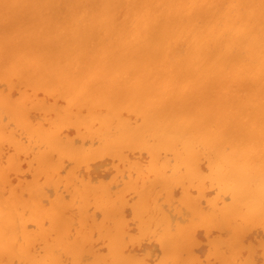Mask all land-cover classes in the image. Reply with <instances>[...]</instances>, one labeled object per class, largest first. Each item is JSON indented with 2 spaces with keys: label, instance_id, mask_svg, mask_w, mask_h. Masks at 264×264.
Here are the masks:
<instances>
[{
  "label": "bare ground",
  "instance_id": "bare-ground-1",
  "mask_svg": "<svg viewBox=\"0 0 264 264\" xmlns=\"http://www.w3.org/2000/svg\"><path fill=\"white\" fill-rule=\"evenodd\" d=\"M4 82L11 87L10 89L16 88L17 85L16 89H19L20 95L13 96L15 89L5 92L8 88ZM3 84L4 86L0 88V139L3 140L0 141L4 143V140H8L10 146L14 141L12 147L18 146V150L21 148L23 151L27 149L28 154V146L32 149L33 144L29 145L25 138L27 146L23 135L20 137L22 140L18 136L19 133L14 135L13 131H19L12 130L17 125L18 129H24L20 131H26L23 132L24 135L28 133V136L45 146L42 152L38 150L34 154L32 152L33 156L30 153L34 147L37 149L39 144L35 143L33 149L29 151L30 157L33 158L30 163L31 173L34 170L33 165L36 164V171L42 175L41 180H47L46 177L49 178L52 174L48 173L50 166L60 160L63 161L65 156L78 159L81 164L84 161L87 163L92 156L99 153L124 155L123 150L127 148L142 151L146 149L145 152L149 154H147L149 163L146 161L147 171H151L153 178L149 176L151 181L148 182V179H145L148 176L144 175H147V171L144 167L140 168L141 171H145L144 177H140L143 178V186L144 184L147 186L139 188L138 185L141 184H138L139 181L136 182L139 178L134 180L129 176L133 181L130 182L129 178L122 190L125 193V188L130 185V189L134 187L140 191L132 203V211L137 220L132 218L139 223V227L136 226L140 230L145 233L153 231L154 236H158L161 258L156 264H260L259 258L256 260L258 244H247L246 237L256 226H264V0H0V85ZM40 92H43L46 98L48 96L50 100L54 99V102H49L45 95L44 98L39 97ZM58 97L64 99V105L57 104ZM38 109L51 110L48 113L50 115L54 113L56 117L52 118V121L47 118L43 120L44 114H49L40 111L39 114L43 115L41 118L39 114H35ZM133 115H136V118L133 119ZM5 117L12 119L13 125L15 122L12 131L7 130L11 120H8L7 124L4 123ZM34 117L43 121L33 122V119H36ZM46 120L51 122V125L49 124L51 128L45 124L48 123L44 122ZM66 124L74 125L78 135L83 138H96L97 141L94 142L97 144L90 147L93 145L91 144L86 148L81 145L83 141L90 144L94 139L89 142L86 138L83 141L80 139L82 141L80 143L78 135L73 139L65 136L64 132L62 135L59 129ZM9 142L5 144L9 145ZM5 144L0 145L3 153L1 157L5 158L7 155L8 160L10 155L6 153L9 150L3 152ZM128 149L126 154L129 152ZM16 151L17 156L22 152L18 151V154ZM54 152L59 154L58 157L54 158L56 155ZM11 155H14L13 159L19 160L14 153ZM123 155L120 161L123 158V162H126ZM128 155H126L128 158H132ZM164 155L173 163L169 164ZM96 157H92V161L97 159ZM35 159V164H32ZM0 161L1 164L2 162L5 164L2 159ZM128 161L131 162L132 159ZM136 162L139 163L138 160ZM202 162L207 163V166L201 165ZM79 163L78 166L83 165ZM16 167L12 169L18 170ZM56 168L53 174L57 171V174L61 172L60 176H63L62 170L58 171L60 167ZM164 169H171L172 174L167 175ZM75 171L76 169L73 173ZM55 174L54 176L57 175ZM65 174L64 177L70 175L69 184L75 174L70 171L69 174ZM37 176L35 178L32 176L31 182L34 181L35 184L40 182L41 187L37 189L41 191L44 184L42 181L38 182ZM6 177L11 178L9 175ZM7 178L4 184L6 187L13 184L11 179ZM83 179L88 178L84 176ZM89 179L92 182V179ZM73 180L69 187L67 184L65 186L67 188L63 187L66 191L69 188L68 191L72 190L73 182L78 179ZM114 180L116 179L113 178L112 181ZM118 181L122 183V180ZM0 182L2 183L1 180ZM28 183L29 179L24 185L29 189ZM105 184L100 183L99 187L91 188L92 185L87 183L83 190H80V194L85 191L81 196L79 190L75 189L76 195L79 196L77 202L79 199L81 201L77 203L76 211L70 207L75 205L74 199L77 198L76 195L74 197L75 192L72 193L74 199L69 197L73 200L67 201L68 196L65 198V194L61 195L63 191L57 190L58 187L56 190L53 188L57 194L53 200L48 199L49 205H44L46 202H38L39 191L35 197L37 189L29 193L30 195L34 193L31 195L32 199L28 193L17 195L19 188L17 193L13 190L10 200L4 201L5 195L2 200L0 197V256L2 255L0 258L2 259L5 254L3 259L5 261L6 254L14 256L11 259L15 260L11 261L12 263L9 260L7 264L15 263L17 256L28 257L30 264H64L67 256H64L63 260L62 253V258L53 253L56 246H62L66 252L80 254L81 260L77 258L80 260L79 263L84 264L83 260H88L91 255H85L87 257L83 259L82 254L91 251L93 253L96 243L94 238L98 235L96 236V228L92 227L97 226L101 236L103 233L108 235L111 230L115 232L111 231L112 235L108 236L109 252H105V257H102L106 264H114L116 258L118 263L124 261L126 264H147L145 255L138 256L135 252L133 254L125 250L128 246L131 247L130 243L134 244L136 241L127 242L128 246L126 244L125 247L123 242L126 243L127 236L136 235L138 240L140 237L134 233L129 234L125 217L129 214V211L125 210L128 205L123 206L125 211H121L122 206L119 203L123 196L121 193L112 196L113 187L110 186L113 182L108 184L109 187ZM76 185L80 186V183L77 181ZM176 185L177 189L179 186L182 187V190L180 187V190L178 189L179 193L181 191L180 194L174 187ZM207 185L215 186L218 195L215 198L209 197L207 202L205 200L206 205L203 207L202 200L207 197L209 188L204 189ZM48 186L43 188L44 193L40 192L43 197H47L45 191L49 193L48 196L51 194L52 189L49 188L48 191ZM156 186L162 190L169 189L168 192L164 190L168 193L165 195L170 201L167 202V206L168 203L171 206V201L173 204L179 196V202H183L186 209H189L187 210L189 220L185 216L182 219L180 217L181 220L175 219L173 215L177 213V208V211L171 213L172 206L170 209L163 207L166 211L169 209L170 212L167 213L160 209V205H155V202L152 205L154 199L152 201L150 199L153 195L156 197L159 191L154 190ZM193 187L198 189L197 195H193L197 192ZM59 188L61 189L60 184ZM79 189H82V184ZM6 190L8 192L7 188ZM20 190L21 187L19 192ZM22 190L24 191L23 187ZM90 190L94 192L89 193ZM0 191L3 192L1 189ZM54 193L51 195H55ZM92 194L95 195L93 198ZM125 194L124 198L127 197ZM43 197L40 198L43 200ZM94 197L96 201L93 202ZM158 197L162 199L165 196L164 194L157 196V200ZM30 199L31 202L32 200L33 203L36 202L35 206ZM87 200L97 202L98 210L101 207L102 222H95L97 216H101L102 213L95 208L96 214L97 211L99 213L95 215L92 202L89 203L88 211L83 208ZM29 202L33 205L32 217L39 222L42 219L50 222L48 228H40V234L42 232L45 236L48 232L51 234L54 232L57 238L51 241L48 234L47 240L51 242L45 246L42 254L39 255L37 250V256L29 250L30 247L31 251L33 250L31 244L34 241L27 244L23 242V236L17 237L19 235L17 232L20 233L19 226L17 227L18 217L15 216L17 204L20 203L24 207ZM79 203L84 214L88 212L86 215L89 216L92 212L88 217L90 225L91 219L93 220L91 217L96 216L94 224L91 225L93 230L91 234L88 228L90 226L84 224L86 226L82 225L83 229L85 227L87 229L82 230L81 224L74 221L78 215L81 216L78 219L87 217L78 211L79 208L82 210ZM160 203L166 207L164 202ZM178 205L181 210L185 207L182 203L181 205L177 203L176 206ZM69 207L70 210H67ZM18 208L20 209V206ZM71 210V215L75 218L69 214ZM73 211H78L81 215ZM123 212L127 213L124 215ZM179 212L178 216L184 213L183 210L180 214ZM182 215L184 214L180 216ZM123 217L126 219L125 223ZM111 220L114 222L111 223ZM74 225L76 229L79 225L82 230L79 229L80 233L77 235H74L76 232ZM199 226H202L200 228L205 232L213 227L210 229L211 233L208 232V235L213 233L212 236L220 231L219 237L217 234L216 237L207 235L209 238L207 241L212 239V242H207L208 245H212V249L210 246L207 248L209 252L205 257L207 261L205 259L203 261L201 255L198 257L195 254L197 247L194 245L198 238L195 232ZM137 227L134 228L141 235ZM216 227L219 230H214ZM93 232H96L95 235ZM65 234L68 235L69 242L65 240ZM91 235L93 246L89 249L88 247L92 245ZM20 238L23 240L22 244L19 241V246L16 242ZM104 238L100 239L103 241ZM262 240L259 241L261 245L264 243ZM35 243L42 244L37 241ZM39 251H42V247ZM18 261L23 262V259Z\"/></svg>",
  "mask_w": 264,
  "mask_h": 264
},
{
  "label": "rangeland",
  "instance_id": "rangeland-1",
  "mask_svg": "<svg viewBox=\"0 0 264 264\" xmlns=\"http://www.w3.org/2000/svg\"><path fill=\"white\" fill-rule=\"evenodd\" d=\"M4 84H5V82H4ZM4 84L3 85H0V88L1 87H3L4 86ZM6 85V84H5ZM5 87H7L8 89L5 91V92H9V89L11 88V87H9L8 85H6ZM15 87L17 88V85H15ZM13 88V87H12ZM16 88H13V89H15V90H13V89H10V91H12L13 90V93L15 94H13V96H15V97H18V95H20L19 93V89L17 90ZM18 88H20L19 86H18ZM3 90V89H2ZM15 91V92H14ZM17 95V96H16ZM43 95H45V94H43V92H40L39 93V97H42V98H44V96ZM45 98H46V95H45ZM47 98L49 99V97L47 96ZM46 98V99H47ZM59 98V97H58ZM58 98H57V104H61V105H64V103H65V101H64V99L62 100L61 98H59L60 100H58ZM51 99V98H50ZM48 100L49 102L50 101H52V102H54V99H52V100ZM62 101V102H61ZM51 102V103H52ZM33 111H35V109H32ZM38 110H39V112H38ZM37 110V113H35L36 115L37 114H39V113H41L40 111H43V112H45V113H47V114H49L48 112H51V110H41V109H38ZM33 111H32V113H33ZM42 112V113H43ZM31 113V112H30ZM52 113H53V111H52ZM56 113V112H55ZM34 114V115H35ZM129 114V113H128ZM32 115V114H31ZM35 115V116H36ZM46 114H44V116L41 114H39V117L41 116V118H42V116L44 117V118H42L43 120H45V118H47L48 120H51L52 121V118H55L56 117V115L53 113V114H51V115H53L54 117H52L50 114L49 115H46ZM33 116V115H32ZM31 116V117H32ZM50 116V117H49ZM132 116V115H131ZM134 117H132L133 119L134 118H136V115H133ZM33 118V117H32ZM34 118H36V119H33V122L35 121H38V120H40L38 117H34ZM38 118V119H37ZM41 119V120H42ZM8 120H11L10 121V123L12 122L13 123V121H12V119H10V118H8V117H5V118H3V122L4 123H8L9 121ZM40 120V121H41ZM42 120V121H43ZM54 120V119H53ZM44 122H48L47 120L46 121H44ZM10 123H8V125H10L8 128H7V130H9V131H12V130H22V129H18V127H17V125L15 126V122H14V125L12 126ZM45 124H47L48 126H49V124L51 125V122L49 123H45ZM46 125V126H47ZM67 125H70V126H67ZM72 124H66V125H63V126H61L60 127V129H59V131H61V133L62 132H64L65 134V136H68V137H70V138H74V136H76L77 137V135H78V133H77V130H76V128H75V126L74 125H72V126H74V127H72L71 126ZM17 127L16 129H15V127ZM47 126V127H48ZM65 126H66V128H65ZM12 127H14L12 130H11V128ZM20 128V127H19ZM48 128H51L50 126L48 127ZM61 128H62V130H61ZM73 128H74V130H76V131H74L73 130ZM65 129H67V131L65 130ZM24 130V129H23ZM64 130V131H63ZM19 131H13V133H15L14 135H17V133H19V138L20 137H22V135H23V137L22 138H27V140H28V142H29V145H30V143H31V145H32V149H33V147H34V144L35 145H37V144H39V146H40V149H39V146H37L38 148L36 149L35 147H34V150L33 151H31L32 149H31V147L30 146H28L27 145V141H26V139L24 140V142L26 143V145L28 146V150L29 151H31V153L28 151V154H27V149H25L24 151H25V153H22V152H24L23 150H21V148L18 150V146H14V147H12L15 143H14V141L11 143V145L12 146H10V142L8 141V140H4V143L3 142H1L0 143V145H2V144H5L6 142H9L8 144L9 145H6V148H5V146H3L4 147V151L3 152H5L6 153V151L7 150H9L6 154H8V155H10L9 157V159L7 160V155H6V157L5 158H2L1 157V154H3L2 153V149L0 150V160L2 159V161H4L5 162V164L2 162V164H1V161H0V164L2 165H0V180L2 181V183L0 182V189L3 191V192H7V190H6V188L8 189V192L6 193V194H3V192H1L0 191V197H2L1 198V200L4 198V195H5V200L4 201H7V199H9L10 200V196H12L13 195V193H14V191L13 190H15V192L17 191V189L19 188L20 189V187H21V190H20V192H19V189H18V193H17V195H21L22 193L24 194H26V193H28V195H30L29 193L30 192H34L36 189H37V187H39L38 189H40V187H41V184H40V182L39 181H42V183L45 185V183H46V186H48L47 188V190L49 191V188H51L50 190V192H51V194H53L54 192V194L55 195H51L50 194V196H48L49 195V193L47 192L46 193V191H45V194H47V197H43V195L41 194L40 195V192L42 193L43 191V188L44 187H46V186H44L43 185V187H42V189H41V191L40 190H36L35 191V193L37 194H35L36 196L35 197H37L38 196V191H39V196L37 197L38 198V202L40 201H42V202H46V203H44V205L45 204H48L49 205V201H48V199L49 200H53V198H56V187H58V189L57 190H61V191H63L62 193H60L61 191H59V193L61 194V195H63L64 196V194H65V198H66V196H68V199H67V201H71V200H73L74 199V197H75V195H76V192H75V189H77L76 191H78L79 190V196H81V195H83L84 194V192L83 193H81L80 194V190H83V186L85 185V184H87V183H89V185H92L91 186V188L92 187H99L98 185H100V183H106L105 184V186L107 185L108 186V184H111L112 182H113V185H111L110 187L112 188L113 187V189H112V192L114 193V194H112V196H115L116 195V193H121V195L123 196L122 197V199H121V201L119 202V203H121V206H122V209H121V211H125V210H127V212L129 213V214H127L125 217H126V219H127V229H129V234H133L134 233V235L135 234H137L138 235V237H140V240H138V239H136V235L135 236H132V235H129V236H127V240H125L126 241V243L125 242H123L124 244V246L126 247V244H127V246H128V243L127 242H133V241H135V242H137V243H135L134 242V244L133 243H130V248H125V247H123V249L125 248V250L126 251H128V253H131V252H133V254H134V252H135V255H138L139 256V254L140 255H142V256H144L145 255V258H146V260H147V264H156L159 260H160V258H161V246H160V242L158 241L159 239H158V236L157 235H155L154 236V232L153 231H149V232H146L145 233V231L143 232L142 230H140L138 227H139V223L138 222H135L134 221V219L135 220H137L136 218H135V216H134V214H133V211H132V203L137 199V197H138V195H139V193H140V191L138 190V189H136V188H131L130 189V185H128L127 186V188H125V191L128 193L127 195L124 193V190H122L123 189V185H124V183H125V185L124 186H126V182L129 180V178H130V182H131V180L133 181V179L135 180L137 177L139 178V179H136L137 181L136 182H140V183H138V184H141V185H138V187L139 188H144L145 187V185L146 184H144V186H143V178L141 179L140 177H144V175H145V177H147L148 176V178H145L148 182H150L151 181V179L150 178H153V176H151L152 175V173H150L151 171H147L148 170V166L146 165L147 163H149V158H148V156H147V154H148V152H145L146 151V149H143V151L142 150H138V149H131V150H129L128 148V150H129V152L127 153V154H129V155H131L130 157H132V158H128L126 155V150L124 151L123 149V152H124V155H123V153L121 154H119V155H111L109 152H104V153H99V154H95L94 156H92L93 158L94 157H96V156H98V158L97 159H93V161H92V157L89 159V163L87 162L86 163V161H84V163H86V164H84L83 162H81V164H83V165H81L79 162H80V160H78V159H75V158H72V157H69V156H65V158H66V160L64 161V159H63V161L62 160H60V161H62L61 163L63 164H61L60 163V161L59 162H57V163H55L53 166H50V171L48 172L49 173V175H50V173H52L51 174V178L49 177L48 178V176L46 177V175H43L44 177H46L47 178V180H45V179H42L41 180V174H39V171L37 172L36 170H37V167H35V166H37L36 164H35V161H36V159L34 160V163L32 162V164H35V165H33V169L35 170H33V172L31 173V170H32V166H30L31 164V161H33V160H31V158L32 157H30V154H31V156H33L32 155V152H33V154H34V152L36 153V151L38 150V151H40V152H42V149H43V151L45 150V146H43V145H41L39 142H37V141H35V139H33L31 136H28L29 134L28 133H25L26 135H24V133L23 132H26V131H20V132H22L21 134H20V132ZM69 132V133H68ZM74 132H76V133H74ZM62 135H63V133H62ZM73 135V136H72ZM17 136V137H18ZM26 136V137H25ZM28 136V137H27ZM72 136V137H71ZM22 138H20L21 140H22ZM30 138H32V142H30ZM78 140H84L85 138H86V140L89 142V141H91V140H93L90 144L89 143H84V141H83V143L85 144H81V145H83V146H85L86 148L88 147L89 148V146L91 145V144H93V145H91L90 147H92V146H94V145H96L97 144V142H94V141H97V139L96 138H92V137H90V139H89V137H81V135H78ZM75 139H77V138H75ZM79 141L80 143L82 142V141ZM6 141V142H5ZM76 142H77V140H75ZM14 143V144H13ZM10 146V147H9ZM42 146V147H41ZM2 147V148H3ZM29 147H30V149H29ZM0 148H1V146H0ZM11 148L13 149V150H11ZM17 148V149H16ZM11 150V151H10ZM16 150H18L19 152L20 151H22L20 154L18 153V151H16ZM15 151L19 154V156H17V154L15 153ZM37 151V152H38ZM131 151V152H130ZM133 151V152H132ZM15 154L16 156H17V158L19 157V160H16V159H13V157H14V155H11V154ZM30 153V154H29ZM109 153V154H108ZM54 154H56V155H54L55 157L54 158H56V157H58V153L56 152H54ZM100 154H102L101 156H100ZM103 154H105V156L103 155ZM4 155V156H5ZM107 155V156H106ZM110 157H109V156ZM121 155H123L124 156V158L126 159V162H123V158H122V161H120V159H121ZM128 155V156H129ZM149 155V154H148ZM3 156V155H2ZM13 156V157H12ZM21 156V157H20ZM24 156V157H23ZM35 157H36V155H34ZM100 156V157H99ZM114 156V157H113ZM126 156V157H125ZM147 156V157H146ZM116 157V158H115ZM163 157H165V159L167 160V161H169L168 163L169 164H172L173 163V161H170V159L167 157V155H164ZM115 158V159H114ZM118 158V159H117ZM148 158V159H147ZM33 159V158H32ZM70 159H72L71 161H70ZM132 159V161L130 162V161H128V160H131ZM138 160L139 161V163H137L136 161H134V160ZM16 160V161H15ZM148 160V162L146 163V161ZM7 161V162H6ZM15 161V162H14ZM72 161H74V163L72 162ZM141 161V162H140ZM202 161H204V160H202ZM75 162H76V166H75ZM134 162H135V164H134ZM206 162V161H205ZM205 162H202V164L201 165H203L204 167H206L207 166V163H205ZM15 163V164H14ZM18 163V164H17ZM80 164L81 166H78L77 164ZM121 163V164H120ZM16 164L17 165H19V169L16 167ZM58 164L60 165V166H58ZM124 164V165H123ZM126 164V165H125ZM131 164H133V165H131ZM137 164H138V166H137ZM141 164V165H140ZM12 165H15V166H11ZM206 165V166H205ZM3 166H5L4 168H3ZM65 166H66V169H65ZM72 166H74V168H72ZM123 166H125V167H123ZM132 166V167H131ZM7 167V168H6ZM10 167V168H9ZM17 168L18 170H15L14 171V169H12V168ZM30 167H31V170H30ZM35 167V168H34ZM55 167V168H54ZM56 167H60V169L58 170V171H61L62 170V175L63 176H60L61 175V172H60V174L58 175L57 174V171H56V176H54V174H53V172H55L54 171V169L56 170L57 168ZM62 167V168H61ZM145 169H144V168ZM9 168V169H8ZM54 168V169H53ZM124 168H126V169H124ZM140 168H142V169H144L145 171H147L146 173H147V175L146 174H144V170L143 171H141V169ZM3 169H4V171H5V169H6V171H8L9 170V172H4L3 171ZM53 171H52V170ZM74 169H76V171H75V173H73L74 172ZM129 169V170H128ZM168 169V168H167ZM12 170V171H11ZM128 170V171H127ZM165 170V173H166V171H167V175H169V173H171L172 174V172L170 171V170H166V169H164ZM1 171H3V172H1ZM11 171V172H10ZM14 171V172H13ZM69 171H70V173H72V174H75L74 175V177H73V175L71 176V177H73V178H75V181L77 180L79 183H80V186H81V184H82V189H79V185H76V182L74 183L73 182V184H72V190H70V191H66V189L65 188H67V187H65V186H67L68 185V187L71 185L70 183H72V181H74L73 180V178H72V181H70V185L68 184V180H71V178H70V175L69 176H67L66 174H69ZM169 171V172H168ZM35 172H36V174H35ZM140 172H142V173H140ZM1 173H2V175H1ZM6 173V174H5ZM7 173H8V175L11 177V178H7L6 176H8L7 175ZM10 173H11V175H10ZM66 173V174H65ZM78 173V174H77ZM122 173L124 174V175H122ZM39 174V176L40 177H38L37 175ZM64 174L67 176H65L64 177ZM84 174H86V175H84ZM141 174V176H139ZM144 174V175H143ZM150 174V175H149ZM78 175V176H77ZM143 175V176H142ZM3 176V177H2ZM36 177L37 176V179H38V182L39 183H37V184H35L34 183V181L33 182H31V177ZM53 176V177H52ZM84 176H85V178H91L92 179V182H91V180L90 181H88V179L87 180H84L83 178H84ZM117 176V177H116ZM119 176V177H118ZM126 178H125V177ZM129 176H131V177H133V179H131V177H129ZM149 176H150V178H149ZM43 177V178H44ZM60 177H61V180H59L60 179ZM62 177H64L65 178V180H63L62 179ZM83 177V178H82ZM6 178L9 180V179H11V181H12V183L13 184H11V185H9L8 183H9V181H7V184H8V187H6V185L4 186V184H5V182H6ZM70 178V179H69ZM113 178H115L116 180H114V181H112V179ZM28 179H29V182L31 183V185H29L30 183H28L27 185H28V187H29V189L27 188V186L26 185H24V184H26V182H28ZM122 180V183H120L118 180ZM141 179V180H140ZM34 180V179H33ZM43 180L44 181H46V182H43ZM52 180V182H49V181H51ZM63 180V181H62ZM21 181H23V182H21ZM61 181V182H60ZM93 181H96V182H93ZM98 181V182H97ZM105 181V182H104ZM109 181V182H108ZM116 181H118V184H120L119 186H117V187H114V186H116V185H118L117 184V182ZM20 182V183H19ZM35 182H37V181H35ZM48 182H49V184H48ZM60 182V183H59ZM115 182H116V185H114L115 184ZM135 182V181H134ZM22 183V184H21ZM35 184V186H34V184ZM53 183H54V185H53ZM91 183V184H90ZM19 184H20V186H19ZM40 184V185H39ZM48 184V185H47ZM51 184V185H50ZM59 184H60V187H61V189L59 188ZM67 184V185H66ZM78 184V183H77ZM17 185H18V187H17ZM23 185V186H22ZM38 185V186H37ZM58 185V186H57ZM14 186H16L15 187V189H13V187ZM147 186V185H146ZM22 187L24 188V191L22 190ZM63 187H65V188H63ZM109 187V186H108ZM148 187H150V185L148 186ZM174 187H176V189H177V185L176 186H174ZM180 188H181V190H182V187L181 186H179ZM178 187V189L180 190V188ZM209 187V188H208ZM213 187H215V186H212V185H207V187H205L204 189H206V188H208L207 189V197H205L204 198V200H202V202H204L205 200H206V202H207V199L210 197H213V198H215V196L217 197V195H218V189H216V187H215V189L213 188ZM25 188H27V189H25ZM32 188H33V191H32ZM53 188H55V190H53ZM63 188V189H62ZM152 188V187H151ZM155 188V189H154ZM153 189L154 190H158L159 189V191H157V193H156V191H154V193H156V197H155V195H153L152 197H151V199H150V201H152L153 199V202H151L152 203V205L153 204H155V205H160L161 207H160V209H162L163 211H165V212H170L169 211V209L171 208V206H172V208L170 209L171 211H173V212H171V213H174L175 211H177L176 210V208L178 209V211H177V213H174V215H173V217H175V219H180V217H181V219H182V217L183 216H185V218H187V220H189V218H188V216H187V214H189V212L187 211V210H189L188 208L186 209V205L183 203V202H179V196H178V198L176 197V195H175V193H176V189L175 190H173V191H175V193H173L174 195H175V197L177 198V200L175 199L174 201H173V204H172V201H171V206L169 205V203H170V201H168V197H166V195L165 194H168V193H166V191L168 192V188H163V190L160 188V187H154ZM194 189L196 188V187H193ZM45 189V188H44ZM109 189V188H108ZM136 189V191H134ZM168 189V190H167ZM177 189V192L179 191ZM193 189V190H194ZM164 190H166V191H164ZM193 190H192V192H193ZM29 191V192H28ZM54 191V192H53ZM73 191L75 192L74 193V197H72L73 195H72V193H73ZM94 192L93 190H90L89 191V193L90 192ZM117 191H119V192H117ZM152 191V192H153ZM164 191V192H163ZM196 193H194L193 195H197L198 194V189L196 188V190H194ZM58 192V191H57ZM70 192V193H69ZM163 192V193H162ZM206 192V191H205ZM3 195H2V194ZM44 193V192H43ZM179 193V192H178ZM177 193V194H178ZM180 193H181V191H180ZM179 193V194H180ZM202 193H204V192H202ZM22 194V195H23ZM32 194H34V193H32ZM31 194V195H32ZM45 194H44V196H45ZM124 194H125V196H127L126 198H124ZM162 194H164V198L162 197V199H160L159 197V199L158 200H160V201H158L157 200V196H160V195H162ZM206 193H204V195H205ZM2 195V196H1ZM27 195V194H26ZM26 195H24V196H26ZM30 195V196H31ZM173 195V196H174ZM77 196V195H76ZM79 196H77V198L76 199H74V200H76V202H75V205L74 206H70L71 207V209H73L74 208V210L76 211L77 210V208L75 209V207H77V203L80 201V199L78 200V202H77V199L79 198ZM92 196V198H93V196H95L94 194H92L91 195ZM90 196V197H91ZM32 197L33 196H31L30 198L32 199ZM43 197V200L41 199V198ZM69 197H72L73 199H70ZM89 197V198H90ZM174 197V198H175ZM26 198V197H25ZM28 198V197H27ZM37 198H35V199H37ZM88 198V199H89ZM173 198V199H174ZM31 199H30V202H31ZM41 199V200H40ZM47 199V200H46ZM96 199V197H94V199H93V202H94V200ZM127 201H125V200ZM172 199V200H173ZM8 200V201H9ZM128 200H130L129 201V204H127L128 203ZM96 201V200H95ZM164 202L165 204H166V207H165V205L164 206H162L161 205V203L160 202ZM175 201H177V202H175ZM29 202V204L28 205H26V206H22V204H20V203H18L17 204V209L15 210L16 211V213L17 214H15V216H17L18 217V224H17V222H16V224H17V227H18V231H20V233H18L17 232V234H19V235H17V237L18 236H20V237H22L23 236V239H19V240H17V242H16V244L17 245H19V241H20V243L22 242V240H23V242L24 243H27V244H31L32 243V241H34L32 244H31V246H33L32 248H33V250L31 251V247L29 248V250H30V253H35V256H37L36 255V252H37V250H38V252L37 253H39V255L40 254H42L44 251H45V246L48 244V243H50L51 241H54V240H56L57 238H56V235H55V233L53 232V234H51V232H48L47 233V235L49 234V236H48V238H51V241L49 240H47L48 238H47V235H45L46 236V238H45V236L42 234V232H41V234H40V228L41 227H45V228H48L49 227V225H50V222H49V220H47L48 221V223H47V221L46 220H43L42 219V221L41 222H39L36 218H34V217H32L31 216V213H32V210H33V205L35 206V204H36V202H35V200H34V202L35 203H33V200H32V204ZM81 202V201H80ZM92 201H89V200H87V204L86 205H83V208H86L85 210H87V208H88V206H90L89 205V203H91ZM92 202V204L94 205V207H93V205H92V207L94 208V212H95V215L97 216V214H99L98 213V211L99 212H101L100 214H101V216L99 217V216H97V220H99V221H95V222H97V223H99V222H102V217H103V212L102 211H100L101 210V207L99 208L100 210H98V208H97V202H95V203H93ZM155 202V203H154ZM167 202H169L168 203V206H167ZM206 202H204V206L203 207H205V205H206ZM175 203V204H174ZM180 204L181 205V203L185 206V207H182V210H183V212L184 213H181V214H184V215H182V216H180L181 214H180V212H182V210H181V208H179L180 206L178 205V207L176 206V204ZM43 204V203H42ZM80 204V206L79 207H81V203H79ZM163 204V203H162ZM30 205V206H29ZM47 205V206H48ZM96 205V206H95ZM125 205L127 206L126 208H125V210H123L124 209V207H125ZM129 205H131V206H129ZM18 206H20V209L18 208ZM98 206H100V205H98ZM124 206V207H123ZM174 206V207H173ZM70 207L67 209V210H70ZM169 208V209H167V211H166V209H164V208ZM82 208V207H81ZM83 208H82V210H80V208H79V210L78 211H81V213H83L84 212V210H83ZM91 208V207H90ZM95 208H96V210H98L97 211V214H96V211H95ZM131 208V209H130ZM174 208V209H173ZM183 208H185V209H183ZM207 208V207H206ZM26 209H28L27 210V212L25 213V211H26ZM173 209V210H172ZM179 210H181L180 212H179ZM186 210V211H185ZM75 211H73V213H80V212H75ZM88 211V210H87ZM90 211H92V208L90 209ZM130 211H132V214H130L131 212ZM69 212V211H68ZM86 212V211H85ZM127 212H123L122 214H126ZM178 212H179V216H178ZM185 212H186V214H185ZM188 212V213H187ZM81 213H80V215H81ZM92 212H90L89 213V216H87L88 215V212L86 213V214H82V215H86L87 217H83V219H78V217H81V216H79L78 214H76V216L78 215V217H77V219L76 220H74V221H77L78 222V224L82 227L81 229L82 230H86L87 228L85 227L84 229H83V226L82 225H84V224H86V225H88V226H90V227H88V228H90V234H91V232L93 231L92 230V228L94 229V228H96V231H97V233L96 232H93L94 234L93 235H95V233H96V236L97 237H95L94 238V242H96V243H94L95 245H94V248H93V253H91V252H86V253H84V254H82V256L84 255V258L83 259H86V257L87 256H85V255H91V257L89 256V259L88 260H83V261H85V262H83L84 264H97L98 262H99V264H106L105 262H104V260H102V257H105V252H109V246H110V243H109V237L108 236H110V235H112L111 233L113 232L112 230V232L110 231L109 233H108V235L107 234H102V236H101V234L98 232V228L99 227H92L91 228V225L92 224H94V221L93 220H95L96 219V216H92L91 218H93V220L91 219V225H90V221H88V217H90V214H91ZM170 213V214H171ZM70 215L72 214V210H71V212L69 213ZM132 215V216H131ZM172 215V214H171ZM170 215V217H172ZM72 216V218L74 217V215H71ZM70 216V217H71ZM123 216V215H122ZM176 216H178V217H176ZM17 217H15V219L17 218ZM95 217V218H94ZM134 219H133V218ZM173 217L171 218V219H173ZM75 218V217H74ZM85 218V219H84ZM124 218V217H123ZM126 219L124 218V220H123V223H125V221H126ZM180 219V220H181ZM184 219V218H183ZM44 221H46L45 223H44ZM83 221V222H82ZM84 221H87V223H85ZM93 221V222H92ZM175 221V220H174ZM186 221V220H185ZM76 222V223H77ZM89 222V223H88ZM110 222V221H109ZM112 222H114V221H112L111 220V223ZM176 222H178V220H176ZM188 222V221H187ZM34 223H35V225H34ZM47 223V224H46ZM27 224H28V226H27ZM41 224H42V226H41ZM74 224V223H73ZM109 224V223H108ZM128 224H129V226H128ZM77 225V224H76ZM76 225H74L73 227H75ZM79 225H78V229H76V227L74 228V230L76 231L75 233H74V235H77L78 233H80L79 232V229H80V227H79ZM86 225H84V226H86ZM138 227H137V226ZM38 228H37V227ZM71 226H72V224H71ZM70 226V227H71ZM111 226V225H110ZM261 226H263V225H261ZM261 226H259V227H257L256 226V228H255V230L254 231H249L248 233V237H246L247 239L246 240H248V243L247 244H249V243H254L255 245H257L258 244V246H256V251L258 250L257 249V247L259 248V251L258 252H256V260H258V258H259V260H258V262L260 263V264H264V247H263V244L261 245V243H259V241H261V239H263L264 240V226L263 227H261ZM73 227H71V229L73 230ZM129 227V228H128ZM134 227H137L138 228V232H140V234L143 236H141V235H139L138 233H137V229L136 228H134ZM200 227H202V226H199V228L197 229L196 228V231L197 232H195L196 233V235H197V237L195 236V234L193 233V235H194V237H196L195 239L197 240V241H195L196 242V244L194 245L195 247H197L196 249L198 250H195V247H194V250L196 251V255H198V257L200 256V258L201 259H203V261H207V259H205V257H206V253H208L209 254V252H208V247L210 246V249H212L211 248V246L212 245H208L207 244V242H212V239H210L211 241H207V239H209V238H207V235H208V232H210V229H212L213 227H211V228H209V230H207L206 232H205V230L203 229V228H200ZM110 228H112V226L110 227ZM114 228V227H113ZM217 228V227H216ZM214 229V230H219V228H217V229ZM21 229V230H20ZM80 229V231H82ZM130 229H131V231H132V233H131V231H130ZM134 229V230H133ZM115 231V230H114ZM211 231H213V230H211ZM30 232H34V234L35 233H38V235L37 234H31ZM83 232H85V231H83ZM128 232V231H127ZM213 232H215V231H213ZM222 232L223 233H226V232H224L223 230H222ZM222 232H221V234H222ZM71 233H73L72 231H71ZM70 233V234H71ZM113 233H115V232H113ZM143 233V234H142ZM144 233H145V236H144ZM149 233V234H148ZM207 233V234H206ZM211 233V232H210ZM210 233H209V235L208 236H212V234L210 235ZM218 233H220V231L219 232H216V233H214V235L213 236H215L216 237V234H217V236H218ZM69 234V235H70ZM124 234H125V232H124ZM126 234H128V233H126ZM148 234V235H147ZM73 235V234H72ZM73 235V236H74ZM105 235H107V236H105ZM146 235L148 236V237H146ZM149 235H152V236H149ZM24 236H27V237H25L24 238ZM44 236V238H42ZM64 236H66L65 237V240H68V242L70 241V239L67 237L68 235H64ZM126 236V235H125ZM125 236H124V238H125ZM130 236H132L133 238H135V239H131L132 237H130ZM212 236V237H213ZM222 236V235H221ZM224 236V235H223ZM246 236H247V234H246ZM28 237H30V238H28ZM31 237H32V239H31ZM37 237H39L38 239H37ZM71 237V236H70ZM91 237H92V235H91ZM105 237V238H104ZM137 237V238H138ZM219 237V236H218ZM41 238H42V240H41ZM100 238H104V240L102 241ZM106 238H108V239H106ZM129 238V239H128ZM142 238V239H141ZM155 238V239H154ZM28 239V240H27ZM31 239V240H30ZM36 239V240H35ZM43 239H45V240H43ZM97 241H96V240ZM106 239V240H105ZM199 239V240H198ZM41 240V241H40ZM92 240H93V237H92V239H91V241H90V244H92ZM262 240V241H263ZM35 241H37V243L39 242H42V244L40 243V244H36L35 243ZM107 241V242H106ZM123 241H124V239H123ZM158 241V242H157ZM264 242V241H263ZM159 243V244H158ZM198 243V244H197ZM22 244V243H21ZM34 244H36V246H38L39 247V249H36L37 247L36 246H34ZM210 244V243H209ZM208 245V246H207ZM20 246V245H19ZM92 246H93V244L92 245H90L88 248L90 249H92ZM261 248H260V247ZM41 247H42V251H39V250H41ZM107 247V248H106ZM96 248H97V250H96ZM55 249H56V251L55 250H53V253L55 254V255H60V257L62 258V254H63V260L65 259V257L64 256H67L68 258L70 257V259H68L67 257H66V259H65V261H63V263L64 264H76V262H78V264H82L81 262L79 263V261L81 260L80 258H81V255L80 254H77V253H72V252H66L65 250H64V247H62V246H56L55 247ZM98 249L100 250V251H98ZM131 249H133V250H131ZM96 250V251H95ZM108 250V251H107ZM125 250H123V253H124V251ZM131 250V251H130ZM245 250V249H244ZM35 251V252H34ZM63 251V252H62ZM209 251H211V250H209ZM41 252V253H40ZM62 253V254H61ZM127 253V252H126ZM67 254V255H66ZM208 254H207V256H208ZM244 254V253H243ZM4 255L5 254H3V257H2V261H0V264H7V263H9V260H10V263H12L11 261H14V260H12L11 258H14V256H12V257H10L8 254H6V258H7V260H3L4 259ZM2 256V255H1ZM0 256V257H1ZM8 256V257H7ZM76 256V257H75ZM80 256V257H79ZM259 256V257H258ZM10 257V258H9ZM74 257H75V259H74ZM80 259H78V258ZM9 258V259H8ZM16 258V257H15ZM19 258V259H18ZM23 259V262H19L18 260H21L22 261V259ZM27 258L28 257H26V258H24L23 256H17V258H16V260L17 261H15V263L13 262V264H24V262H28L27 264H30L31 263V261H28L27 260ZM207 258H209V257H207ZM25 259V260H24ZM205 259V260H204ZM27 260V261H26ZM211 260H212V258H211ZM67 261H70L69 263L67 262ZM100 261H102V263H100ZM116 261V262H115ZM86 262H88V263H86ZM110 262V261H109ZM120 262H124V261H120ZM120 262L118 263V258H116L115 260H114V264H120ZM125 263V262H124ZM124 263H122V264H124ZM32 264H35V263H32ZM126 264V263H125Z\"/></svg>",
  "mask_w": 264,
  "mask_h": 264
}]
</instances>
